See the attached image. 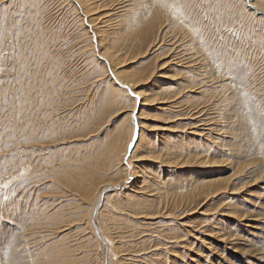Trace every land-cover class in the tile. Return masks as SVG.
Listing matches in <instances>:
<instances>
[{"label": "rangeland", "instance_id": "1", "mask_svg": "<svg viewBox=\"0 0 264 264\" xmlns=\"http://www.w3.org/2000/svg\"><path fill=\"white\" fill-rule=\"evenodd\" d=\"M209 2L210 8L201 7ZM41 3L48 8L42 10ZM233 3L232 11L217 14L216 0H186L183 19L189 23L192 17L190 23L200 32L179 28L164 34L165 27L161 35L155 30L157 44L149 49L152 36L145 30L136 35L126 32L125 41L115 42L122 51L128 50L127 69L146 76L158 66L143 89L166 82L175 85V103L164 106L155 98L143 108L144 132L155 153L136 162L142 174L141 195L153 204L160 200L165 210L153 219L127 203L110 208L111 201L124 202V197L115 190L103 192L113 184L132 183H123L124 166L112 153L111 143L134 96L124 88L127 99L122 103L108 99L112 94L91 70L90 52L83 47L89 38L84 40L68 0H6L0 5V52L12 54L15 48L16 53H30L17 56L25 59L23 65L0 73V264H264V0ZM5 37L11 41L6 47ZM175 49L194 52L201 58L200 71L222 86L193 85L195 90L189 92L191 71L181 66L159 69ZM198 105L205 106L206 115L201 111L192 115L189 108ZM134 107L137 112L138 101ZM209 122L216 124L211 140L218 143L204 153L214 164L181 162L166 176L165 167L153 157L164 152L158 149L163 139H168L167 146H183L190 137H198L191 133L194 128L204 133ZM186 149L176 151L173 158L201 153L192 144ZM218 176H231L229 186L244 189L211 199L196 194L200 177ZM98 197L107 204H96ZM149 203L142 209L153 212L156 207ZM227 209L232 215L225 213ZM185 225L192 226V235H183ZM215 225L235 238L234 249L228 248L231 244L224 248L209 235L207 230ZM101 233L111 237L112 246L102 241ZM175 234L185 240L175 244Z\"/></svg>", "mask_w": 264, "mask_h": 264}, {"label": "bare ground", "instance_id": "2", "mask_svg": "<svg viewBox=\"0 0 264 264\" xmlns=\"http://www.w3.org/2000/svg\"><path fill=\"white\" fill-rule=\"evenodd\" d=\"M167 2L172 3V2H174V0H167ZM68 4H69V6L72 7V9H74L77 16L79 17V21H80L79 27L82 30V35L84 36V40L85 41L87 40V39H85V37L89 38L88 39L89 41H87L88 44L83 45V47L86 46V49H88L90 52L89 57H87V59L89 60V62L94 63V64L90 63L91 64L90 66H92L91 70H92L93 74L96 77H98V79L100 81L103 80V82H104V88L103 89H105V91L108 90L110 92V94H112L111 97H110V95L107 94L108 99H111V101L116 102V103H119V102L122 103L123 100L127 99L126 97L124 98V96H126V93H127V91L124 90V88L127 89L128 92L134 96V97H132L133 106L129 110V113L127 114V116H125V118L121 117L120 122L117 124V127L115 128V136H114L112 143H111L112 153L113 152L117 153L116 156L119 157L120 161L123 163V165H121V166H124L122 170L125 172L126 178H124L122 180L123 183H124V181H127V180L131 181L132 183L130 185H128L129 187H127L126 185H125L126 187L125 186L122 187L121 186L122 183L113 184L112 188L109 186L103 188V189H105V191L103 190V192L115 190L117 192L116 195H118V196L122 195L124 197V200L126 201V202L124 201V202L118 203L117 200H114V201L110 200L111 204H112L110 208L117 209L119 207V204L127 203V205L128 204H130L131 206L134 205V206H132L133 208L135 207V208L140 209V211L137 213H143V215L148 216V218H150V219H153L154 217H156V215L158 216L159 214H163V212H165V210H164V206L161 205L160 200H158L159 201L158 203L154 202V204H153L152 201H150V200L148 201V199L143 198L144 195H141V193H142L141 192V190H142L141 184L143 182L141 180L142 174L140 173L141 170L138 169L140 167L139 163H136V162L143 160V159L145 160L146 158L148 160V158H149L148 156H152L153 152L155 153L154 149L150 146L151 140H149L148 135L144 132V129L147 127V125L143 119L146 117L147 113L145 110H143V108L146 105H149V102L155 100V98L157 99L156 101H158L157 103H161V105L163 104L164 106L166 103H169V102L175 103V101H176V97L174 94L175 93V89H174L175 85L173 83L171 84V83L166 82L165 84L160 85L158 88L155 87V88L150 89V90H148V88L143 89L141 85L143 83H145V81L148 80L153 75V73L155 72V69H157L158 66L157 65H156V67L152 66L151 70L149 71V73L146 76L144 75V72H142V71L137 72V71L127 69V67L124 66V62H125V56L127 55L128 50H126L127 52L124 50L122 51V48L117 47L115 42L118 39L126 38L124 36L126 32L128 34L130 32H132L134 35L135 33L138 34L139 31L145 30V31H149V33L151 32L150 35L152 36L151 37L148 35L149 38L151 37L150 38L151 40L149 41V43L147 42L148 45L145 43L147 45L146 47L149 49L151 46L157 44V42L155 41L156 36H157V33L155 35V30H156V32L161 31L162 34H161V32H160V34L163 35L162 30L165 27L166 28L164 30V34L167 32H176L177 33V32H179V28H185L186 32H187V30H189V31H192L193 33L194 32L196 33V29L193 27V25L190 22L187 23L183 19L184 16H181L177 13H173L170 5L167 7L162 6L159 3V0H68ZM174 17H175V19H174ZM170 18L174 19L173 22L170 21ZM168 34H166V35H168ZM82 35H80V37ZM175 35L176 34H174V38H175ZM83 36H82V38H83ZM141 37H143V36H141ZM126 41H127V39H126ZM160 41H161V39L159 40V43H160ZM118 42H119V40H118ZM117 44H120V42ZM123 46H124V44H123ZM126 46H127V44H126ZM174 46H175V44H174ZM185 51L187 53H184V52L179 51V50L176 51V49H175L174 53L172 52L173 54L171 55V57L169 55V59H167V61L160 64L159 69H161L162 67H172V68L176 67V68H178L181 66V68H183V69L187 68L188 69L187 71H191L192 72L191 76L193 77L192 78L193 80H191V83H192V84L190 83L191 86L188 85L191 87L188 89L189 92L194 91L195 90L194 88L198 87L197 85H199V86L204 85V86L209 87V88L210 87L215 88L219 85L222 86L221 84L217 85L218 81L214 77H212L210 75L206 76L200 71L201 70V69H199L201 66V65H199L201 62L200 57H197L194 52L187 51L186 49H185ZM85 54H86V52H85ZM193 69H194V71H193ZM98 70L99 71L102 70V71L100 73H97ZM156 72H157V70H156ZM161 74L165 75L163 72H161ZM103 82L101 84H103ZM193 85L195 86L194 88H193ZM190 89H192V90H190ZM158 91H160L161 94ZM136 97H139V99L137 100ZM137 101L139 103V107H138V110L136 112L134 105L136 104ZM166 106L168 108L170 107L169 104H167ZM198 106H193V107L191 106L192 108H189V109H191L190 111H193L192 115H194V113H196V114L200 113V111L203 112V113H201L202 115H206L207 114L206 111L208 112V110L206 109V111H205L203 109L205 106L204 105L199 106V107ZM200 107H201V109H200ZM199 119H200V117L197 120L198 122L203 121V120H199ZM200 123H203V122H200ZM203 130L204 129L194 128L191 131V133L198 135V137H194V136L190 137L189 139L191 141H187L186 143H183V146L173 145L174 141H172L173 144L171 145L173 147L167 146L164 142L168 141V139L167 140H166V138L163 139V142H161L162 145H161V147H158V149L162 150L164 148V152L159 154V155L153 154L154 155L153 157L159 159V163L165 167L164 173L166 176H169L173 172L170 170V168L173 165L181 164V162L187 163L189 161L190 163H192V165L196 164V165H200V166L207 165V164H209V165L214 164L212 158H209V156L207 157V154H205L204 152H208V150H210V148L213 146V144L215 142H217V140H215L216 138L214 139V141L211 140L212 139V133H213V135H215L214 132L217 130L216 124H212V122L211 123L209 122V127L207 128V130L205 129L206 132L203 133ZM218 130H220V129H218ZM168 131H170V130H168ZM134 135H135V139H133ZM178 136H181V135H178ZM208 136H211V137H208ZM184 138H188V136H186V137L183 136L182 139H184ZM217 139H218V137H217ZM194 143L196 145H194ZM175 144H177V143H175ZM190 144H192L194 146V148H199V151H201V153L197 151V153H198L197 155L189 156L188 152H187V157H183L184 154L182 153L181 154L182 159L176 158L177 156H175V158H173L174 157L173 154L176 155V151L177 152H181V151L183 152V150H185L186 147ZM180 145H182V143ZM128 151H129V154H128ZM127 154H128V156H127ZM168 154H170L171 157H169ZM218 161L219 160H216L215 163H217ZM239 167L240 166L235 167L234 173H237V170L239 169ZM142 168H143V166H142ZM144 168H145V166H144ZM207 172H209V171H207ZM203 175L204 174H200V176H203ZM165 178H167V177H165ZM200 178L202 180H200L201 183H199L198 186H199V188L201 187V189H199L198 191L196 190V192H197L196 194H198V193L203 194L207 199H211L212 197H217V196H219V198H220L221 197L220 195H222L225 192H228L229 194H233V193H236L238 191H242V189H244L242 186L236 187L233 185L231 186V184L229 186L228 183H230L229 180L231 179V176H227V177L226 176L225 177L224 176L223 177L218 176L215 178H206V179H204L205 177H200ZM117 186H118V188H116ZM198 186H197V189H198ZM122 189H125V190L127 189V193H126V191H124ZM164 193L165 194L167 193L165 189H164L163 194ZM113 194H115V193H113ZM223 197H224V199H227L229 197V195H226ZM148 202L151 203V204L149 203L150 206L154 205V207H156L153 212H149L150 210L148 211L146 209L145 210L142 209V207L143 208L146 207L145 205L148 204ZM95 203L96 204L101 203L100 206L103 207L107 204V201L104 200V197H102V198L98 197V198H96ZM110 211H111V209H110ZM226 211L227 212H225V213L227 215H232V214H230L232 212L228 211V209ZM143 215H142V217H143ZM233 217H234V215H233ZM237 217H241L240 219H242V220L245 219V217L247 219V215L245 216L244 214L243 215L237 214ZM253 218L254 217H252L251 219H253ZM255 218H257V217H255ZM179 225H181V224H179ZM247 225H249V224H247ZM256 225H258V224H256ZM256 225L251 224L252 227H256ZM63 227H65L63 229L67 228L65 225ZM190 227H192V226L191 225L190 226L185 225V227L183 228V231H184L183 235H185V237L191 234L192 231H191ZM60 231H62V230L60 229ZM207 231L209 232L210 236L215 237L219 242L223 243L224 248H226V245L228 246L230 244H231V247L228 246V248H231V249L235 248L234 241H233L235 238L232 237L230 234H228L226 236L225 235L226 232H221V229H219L218 225H215L213 230H207ZM97 235H99V234H97ZM183 235L182 234L181 235L175 234V237H174L175 238L174 239L175 244L182 242V240L183 241L185 240V238L182 237ZM100 238L108 246L113 245V241L108 234L101 233ZM195 239H198V238L195 237ZM110 250L112 251V249H110ZM114 254H115V252H114ZM65 256H67V255H65ZM190 259H191V257H190ZM35 260H37V259H35ZM33 264H36V263L34 262Z\"/></svg>", "mask_w": 264, "mask_h": 264}, {"label": "snow or ice", "instance_id": "3", "mask_svg": "<svg viewBox=\"0 0 264 264\" xmlns=\"http://www.w3.org/2000/svg\"><path fill=\"white\" fill-rule=\"evenodd\" d=\"M6 0H0V5H5ZM159 3L162 6H171V10L173 13H177L181 16H186L187 15V4H186V0H174V2L169 3L167 2V0H159ZM216 4H217V8H216V13L220 14V13H224V12H230L235 8V5L233 3V0H216ZM212 6L211 2H209L208 4H203L201 5L202 8H210ZM38 7H40L42 10L48 8L47 4L41 3L38 5ZM194 12H199V9L193 8ZM216 18V15L213 16V19ZM189 22H191L192 17H188ZM205 23H207V20H205ZM194 28L197 31H200V27L194 25ZM229 31H231V29H229ZM2 43L4 44V46L6 47L9 43H11V41H9L7 39V37L4 38V40L2 41ZM222 51V49H221ZM210 54L213 55L214 57L218 58L217 53L215 51L210 50ZM21 56V57H28L30 55V53L26 50L25 52L21 53H16L15 48L13 49V53L9 54L7 52H0V56H2V61H0V63H2V66H0V73H6L10 70H15L19 65H23L25 63V59L21 58V59H17V56ZM31 64V62L29 61V65ZM3 77H0V79H2ZM137 100L139 99V97H136ZM133 139H135V135L133 136ZM2 187L7 188L8 185L4 184L2 185ZM5 201H8L9 198L8 196L4 197ZM5 264H7V261H5Z\"/></svg>", "mask_w": 264, "mask_h": 264}]
</instances>
